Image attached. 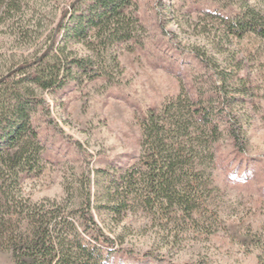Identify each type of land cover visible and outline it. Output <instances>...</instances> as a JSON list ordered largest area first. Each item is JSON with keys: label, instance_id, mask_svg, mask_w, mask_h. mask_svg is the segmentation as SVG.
I'll return each mask as SVG.
<instances>
[{"label": "rangeland", "instance_id": "rangeland-1", "mask_svg": "<svg viewBox=\"0 0 264 264\" xmlns=\"http://www.w3.org/2000/svg\"><path fill=\"white\" fill-rule=\"evenodd\" d=\"M73 4L87 17L93 0H0V78L18 67L31 73L44 55L48 64L59 53L92 60L57 87L34 88L39 102L30 117L43 170L21 175L20 194L12 179H0V264H17L24 200L68 213L59 225L67 247L100 244L108 264H264V39L234 35L226 24L247 7L264 13V0H133L117 24L127 36L112 40L99 30L114 17L64 40L60 22L70 23ZM15 79L29 85L24 75ZM190 97L227 111L242 143L236 147L216 118L218 140L207 148L192 126L188 145L198 159L183 158L170 188L184 196L181 206L151 193L141 115L174 105L184 118ZM140 191L150 198L139 199Z\"/></svg>", "mask_w": 264, "mask_h": 264}, {"label": "trees", "instance_id": "trees-1", "mask_svg": "<svg viewBox=\"0 0 264 264\" xmlns=\"http://www.w3.org/2000/svg\"><path fill=\"white\" fill-rule=\"evenodd\" d=\"M131 2L133 4V0H93V5L87 10V17L78 13L76 5L73 4L70 23L66 26L62 24L63 21L60 22L64 40L79 38L97 27L103 18L110 20L114 17L117 21L116 23L114 21L113 26L109 25L108 28V24L104 23L105 26L98 29L105 31L112 40L127 36L128 30L123 25L118 27L117 24L123 19L122 14ZM66 13L67 11L64 16ZM226 24L234 35L252 33L264 39V13L249 7L228 19ZM44 60L45 55L38 57L31 73H25L22 71L24 67H18L17 71H12L0 78V179L3 177L2 183L7 180L5 176L12 179L18 194L20 190L17 183L21 175L39 174L44 164L40 137L30 117L39 102L34 88L46 90L57 87L69 76L72 68L77 71L88 70L92 62L88 57H68L64 53L55 55L51 64L44 63ZM13 72L16 73L11 75ZM21 75L26 77L25 80L29 82L27 83L29 85H24L20 82L22 80L15 79ZM188 100L190 105L184 118L174 114L172 111L174 105H168L160 111L150 107L141 115L142 146L146 148L144 162L151 171H149L151 193L163 194L169 201L176 198L181 206H186L187 203L184 196L174 195L170 188L173 184L175 185L174 180L177 181V178L179 180L185 164L183 158L188 155L191 165H194L198 159L199 151L196 145H188L192 135L196 134L192 126L198 124L195 128L205 134L207 148L214 147L218 140L216 118L227 123V135L236 147L242 143L240 128H238L240 125L234 124L227 111L223 109L216 111L208 105L204 106L196 97H190ZM184 119L190 120L191 124H185ZM135 172L129 175L130 180L126 179L130 187L132 186L130 182L136 176ZM120 179L123 181L122 177ZM114 191L115 194L118 192V186ZM4 193L5 191L1 190V195ZM149 196L144 195L142 191L137 195L139 199L146 201L150 198ZM12 201H15L14 197H7L6 202ZM122 202L125 207L127 203L125 200ZM24 204L26 211L21 209L20 212L26 215L27 228L25 232H22L23 246L15 255L17 264H108L110 252L104 251L100 244L89 245L80 241L76 244L77 251L67 247L59 225L65 223L68 213L60 215L54 210L44 209L45 203L32 204L24 200ZM82 209L89 212V195L84 197ZM89 217V220L94 223L93 217ZM100 236H103V233L96 237L95 240L98 243ZM106 239L107 237L104 236L102 242L107 243Z\"/></svg>", "mask_w": 264, "mask_h": 264}]
</instances>
